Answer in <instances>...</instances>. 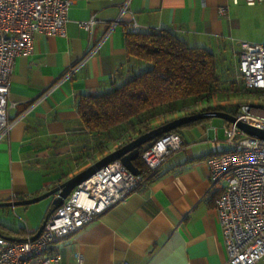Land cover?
Returning <instances> with one entry per match:
<instances>
[{
	"label": "crops",
	"instance_id": "obj_1",
	"mask_svg": "<svg viewBox=\"0 0 264 264\" xmlns=\"http://www.w3.org/2000/svg\"><path fill=\"white\" fill-rule=\"evenodd\" d=\"M125 3L123 21L111 28ZM91 17L97 20L92 30L79 26ZM134 19L143 32L172 31L190 45L210 49L217 55L221 76L237 83L242 80L240 43L264 44V1L75 0L64 34L36 33L32 50L15 59L12 127L0 140V202L45 193L120 144L77 160L89 137L79 99L105 91L119 72L126 71L130 62L125 26ZM81 59L83 66L64 79L67 69ZM209 101L181 108L152 128L209 106H226ZM226 126V120L214 117L180 127L182 149L154 177L127 201L53 245L62 264H79L78 255L84 264H228L216 208L219 190L211 188L208 163L209 156L229 148ZM53 197L43 205L0 207V223L22 231L0 226V235L21 238L26 232L36 233ZM16 214H33L35 219L26 226L14 219Z\"/></svg>",
	"mask_w": 264,
	"mask_h": 264
},
{
	"label": "built area",
	"instance_id": "obj_2",
	"mask_svg": "<svg viewBox=\"0 0 264 264\" xmlns=\"http://www.w3.org/2000/svg\"><path fill=\"white\" fill-rule=\"evenodd\" d=\"M74 1L0 0V140L12 127L9 111L15 106L10 101L15 59L32 50L36 33L64 34ZM261 1L264 0H246L248 4ZM127 8L128 3H125L119 19L111 24V28L123 21L122 14ZM220 10L224 12L225 7ZM95 23V17L78 22L80 27L89 31ZM126 24V30L142 31L136 19ZM84 62L85 59H81L71 65L63 78L74 75ZM238 74L246 88L264 90V44L240 43ZM236 116L264 128V113H257L252 105L242 104ZM225 142L229 148L209 156L208 163L211 188L219 190L216 208L228 264H264V139L251 136L229 122L225 127ZM182 147L181 135L170 131L142 151L146 172L136 174L120 159L103 166L78 184L64 203L50 213L36 239L32 238L35 233H28L19 240L0 235V264H62L61 253L53 250V245L113 206L127 201ZM77 257L78 263L84 264L83 257Z\"/></svg>",
	"mask_w": 264,
	"mask_h": 264
},
{
	"label": "trees",
	"instance_id": "obj_3",
	"mask_svg": "<svg viewBox=\"0 0 264 264\" xmlns=\"http://www.w3.org/2000/svg\"><path fill=\"white\" fill-rule=\"evenodd\" d=\"M126 47L130 62L126 71L119 72L105 91L84 94L79 99V113L89 137L81 147L78 161L98 150L105 153L119 142L127 143L152 129L149 125L152 118L165 119L187 106L184 103H188V98L193 97L192 103H188L190 106L200 98L210 97L226 80L221 76L213 51L190 45L172 31L127 30ZM216 109L237 114L240 108L209 106L204 110ZM135 164L146 172L142 152ZM0 226L22 233L2 223Z\"/></svg>",
	"mask_w": 264,
	"mask_h": 264
},
{
	"label": "water",
	"instance_id": "obj_4",
	"mask_svg": "<svg viewBox=\"0 0 264 264\" xmlns=\"http://www.w3.org/2000/svg\"><path fill=\"white\" fill-rule=\"evenodd\" d=\"M214 117H218L228 122L235 123L241 130L245 131L247 134L264 139V128L243 121L238 116H236V114H233L226 110H203L197 113L186 114L143 132L127 143L107 153L77 174L49 189L45 193L26 199L0 202V207L28 205L41 201L42 199L53 195L54 197L50 209L51 213L64 203L65 199L71 194L73 189L78 184L91 177L100 168L107 165L108 163L120 159L123 164L127 166L132 172L139 174L142 172V169L135 164V160L140 156L142 151H145L152 147L161 135L170 131H174L187 123ZM48 216L49 215L45 217L37 232L32 236L33 239H36L44 229V226L48 220ZM8 238L14 240L20 239L15 237Z\"/></svg>",
	"mask_w": 264,
	"mask_h": 264
},
{
	"label": "rangeland",
	"instance_id": "obj_5",
	"mask_svg": "<svg viewBox=\"0 0 264 264\" xmlns=\"http://www.w3.org/2000/svg\"><path fill=\"white\" fill-rule=\"evenodd\" d=\"M240 83L234 82L231 79H227L223 81V83L217 88L208 98H205L206 100H210L211 103H214L215 105H229L236 107H241L242 104H249L254 107V110L262 114L264 113V90H252L246 88L243 80H240ZM204 98H200L195 102V105L199 104L200 102L205 101ZM193 97L188 98L186 102L192 103ZM209 101V102H210ZM188 103H184V105L189 106ZM185 106V107H187ZM184 107V108H185ZM161 121L159 117H155L151 119V122L149 125L154 126L158 124ZM115 143H118L116 141ZM48 197L42 199L41 201L36 202L37 204L33 205H43L44 203H47L46 200ZM45 201V202H42ZM42 204H39L41 203ZM22 211V210H19ZM14 219H16L19 223L25 224L27 226L29 220L31 218L33 219L35 215L29 214V215H19L16 214V216H13ZM35 219V218H34Z\"/></svg>",
	"mask_w": 264,
	"mask_h": 264
}]
</instances>
